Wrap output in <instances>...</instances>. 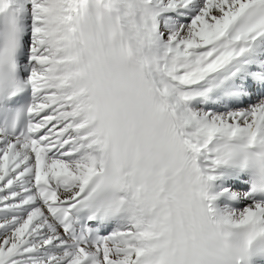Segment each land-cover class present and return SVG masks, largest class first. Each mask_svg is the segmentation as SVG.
Masks as SVG:
<instances>
[{
	"label": "snow or ice",
	"instance_id": "1",
	"mask_svg": "<svg viewBox=\"0 0 264 264\" xmlns=\"http://www.w3.org/2000/svg\"><path fill=\"white\" fill-rule=\"evenodd\" d=\"M248 147L264 0H0V264H249Z\"/></svg>",
	"mask_w": 264,
	"mask_h": 264
},
{
	"label": "clouds",
	"instance_id": "2",
	"mask_svg": "<svg viewBox=\"0 0 264 264\" xmlns=\"http://www.w3.org/2000/svg\"><path fill=\"white\" fill-rule=\"evenodd\" d=\"M242 152L248 153L249 158L246 160L243 154L239 155L235 161L238 166L235 168L249 175L251 185L259 173V169L251 162V158H258L260 155L264 154V148L248 147L242 149ZM249 244L253 248V251L249 257V264H264V251L258 250L261 244H264V242L258 240L256 237H253L252 240L249 241Z\"/></svg>",
	"mask_w": 264,
	"mask_h": 264
},
{
	"label": "bare ground",
	"instance_id": "3",
	"mask_svg": "<svg viewBox=\"0 0 264 264\" xmlns=\"http://www.w3.org/2000/svg\"><path fill=\"white\" fill-rule=\"evenodd\" d=\"M241 177H244L243 175H239V174H230V175H227L226 178L223 180L222 182V186L224 187L226 184H227V181H238L240 183H245L246 180L243 179L241 180ZM245 178V177H244ZM229 192L232 193L233 196H235L237 198V201H238V196L236 194V190L234 189H231L229 187ZM219 207L218 209L221 211V212H224L226 211L227 209L233 207L235 205V203H230V202H227L225 197H222L220 200H219Z\"/></svg>",
	"mask_w": 264,
	"mask_h": 264
}]
</instances>
